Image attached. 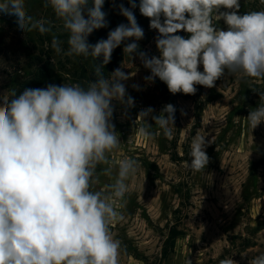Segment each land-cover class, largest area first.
Instances as JSON below:
<instances>
[{
  "label": "clouds",
  "instance_id": "9594fccd",
  "mask_svg": "<svg viewBox=\"0 0 264 264\" xmlns=\"http://www.w3.org/2000/svg\"><path fill=\"white\" fill-rule=\"evenodd\" d=\"M104 4L45 0L59 21L58 34L53 20L28 13L26 0H0V15L13 17L24 34L51 35L57 55L100 60L87 87L47 83L0 96V264H120L126 254L111 226L125 219L116 204L123 208L127 203L129 181L141 164L125 157L114 165L110 158L122 143L113 122V101L123 107L125 117L135 107L126 83L131 75L121 67L107 77L103 71L117 48L148 70L146 84L158 79L172 95H195L198 85L213 88L226 74L244 83L264 81V10L241 12L240 0H128L127 7L122 0H110L127 23L90 43L94 31L109 25ZM137 8L156 33L158 55L141 49L145 30ZM131 87L143 91L138 83ZM251 89L259 95L246 117L253 131L264 123V88ZM176 112L171 103L158 114L151 106L142 108L133 122L141 121L135 134L154 139V124L163 136L173 138ZM180 113L187 115L183 109ZM209 144L202 134L192 137L186 164L192 171L209 165ZM101 177L113 181L104 186L106 191L94 190ZM185 264L192 261L188 258ZM218 264L238 262L227 256ZM249 264H264V254Z\"/></svg>",
  "mask_w": 264,
  "mask_h": 264
},
{
  "label": "rangeland",
  "instance_id": "374dc122",
  "mask_svg": "<svg viewBox=\"0 0 264 264\" xmlns=\"http://www.w3.org/2000/svg\"><path fill=\"white\" fill-rule=\"evenodd\" d=\"M240 2L241 12L264 10V0ZM135 14L145 30L141 49L158 55L155 31L138 10ZM218 23L223 27V21ZM13 52L12 60L0 57V96L15 89L11 79L24 65L19 66ZM120 67L131 75L126 83L135 107L125 117L123 107L113 101V122L122 143L110 158L114 165L125 157L141 164L135 179L129 181L127 203L123 208L121 202L116 204L125 219L111 226L113 236L127 249L120 264H185L188 258L192 264H218L227 256L238 264H249L264 254V123L252 131L246 120L249 109L259 103V95L251 88H264V81L244 83L226 74L213 88L198 85L195 95H172L158 79L145 83L143 77L149 72L138 58L125 54ZM25 77L26 72H21L15 87ZM133 83L143 91H135ZM167 103L177 108L173 138L163 136L154 124V139L138 137L135 128L140 119L133 125L138 112L151 106L158 114ZM181 109L187 115L182 116ZM197 133L211 141L206 149L210 163L200 172L186 166L190 142ZM112 182L101 177L94 190L106 191L104 186ZM173 229L181 234L166 257L164 244Z\"/></svg>",
  "mask_w": 264,
  "mask_h": 264
},
{
  "label": "trees",
  "instance_id": "16d2710c",
  "mask_svg": "<svg viewBox=\"0 0 264 264\" xmlns=\"http://www.w3.org/2000/svg\"><path fill=\"white\" fill-rule=\"evenodd\" d=\"M122 2L126 7L128 6V0H122ZM44 5L45 0H26L28 13L36 19L53 20L56 24L54 31L59 34V21H56L51 8ZM103 10L108 13L109 25L107 28L94 31L89 37L90 43L106 38L108 31L115 28L119 23H127L124 17L118 15L111 8L110 0H105ZM60 38L64 41L63 47L66 50L68 47L66 34L60 35ZM12 48L15 52L12 51ZM11 52L16 54V58L20 62L19 66L24 64L21 68H17L18 70L15 71V75L11 79L13 88L17 92L22 91L23 88L44 87L47 83L80 84L87 87L90 81L95 80L94 69L96 64L100 62V60L95 61L92 58L84 59L83 57L73 58L57 55L51 48V35H40L36 32L24 34L17 29L13 17L0 15V57L5 56L8 60H12ZM123 60L122 48H117L113 53L111 62L103 69L105 76H110L113 70L122 65ZM24 71L26 72L25 79L21 80L15 87V81L18 82V75ZM196 112L200 118L201 108L199 106L196 107ZM180 234L175 229L171 230L164 244V256L167 257L170 249L174 250Z\"/></svg>",
  "mask_w": 264,
  "mask_h": 264
}]
</instances>
